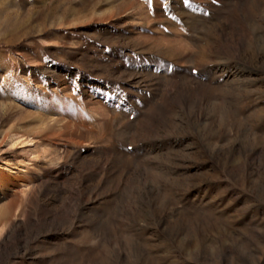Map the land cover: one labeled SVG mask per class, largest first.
<instances>
[{
  "label": "rangeland",
  "instance_id": "obj_1",
  "mask_svg": "<svg viewBox=\"0 0 264 264\" xmlns=\"http://www.w3.org/2000/svg\"><path fill=\"white\" fill-rule=\"evenodd\" d=\"M0 264H264V0H0Z\"/></svg>",
  "mask_w": 264,
  "mask_h": 264
}]
</instances>
